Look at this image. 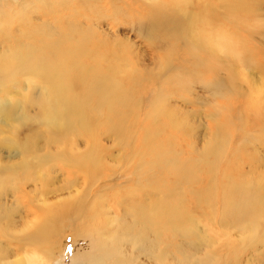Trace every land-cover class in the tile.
<instances>
[{
    "label": "bare ground",
    "instance_id": "bare-ground-1",
    "mask_svg": "<svg viewBox=\"0 0 264 264\" xmlns=\"http://www.w3.org/2000/svg\"><path fill=\"white\" fill-rule=\"evenodd\" d=\"M29 1L19 0V3ZM37 1V7L40 6V11L50 16V20L42 19V12L35 10L38 18L34 20L39 23L14 21L9 28L11 34L24 29L25 32L21 38L6 41L11 34L5 27L7 20L4 19L11 16L10 11L18 4L13 6L10 0H0V153L5 152L6 158L11 160L0 163V264H44L53 255L54 247L58 246L57 236H51L53 232L49 229L53 223V228L59 229L65 222L69 223L75 235L83 228L80 231L89 236L90 241L89 252L76 254L73 264H264V157L258 166L249 162L246 168H232L231 160L236 155L232 151L228 153L231 136L218 127L216 119L211 120L212 128L215 124L217 126L210 131L217 132V135L204 139L201 148L195 150V156L186 158L184 164L177 163L175 151L154 144L152 139L147 141L151 137L148 133L141 134L144 141L139 150L131 147L138 160L134 163V174L151 165L146 179L150 180L152 187L154 184H165L161 180L164 171L171 174L172 169L181 170L175 180L170 175V184L167 183L160 196L154 189L146 192V186L136 184L138 195L117 193L111 202L103 203L102 199L98 203L96 199L90 200L93 196L88 190V194L80 196L79 183L78 188L69 182L73 189L68 190L66 196H61L58 204L55 200L57 205L47 203L48 196L31 200L32 192L38 195V185L45 187L47 183L54 182L49 180L51 172H48L55 164L65 167L68 181L75 182L80 175H88L93 182L98 179L100 144L93 142L98 125L104 126L101 140L111 141L112 146L129 147V140L122 133L127 126L130 107L137 105L136 91H123L116 79L106 76L104 71L111 67L105 65L104 54L101 56L102 53L95 52L93 48L96 46L80 24L70 21L66 30H61L56 25L59 18L46 11L52 3L49 0ZM147 1V4L138 3L142 7L140 9L147 14L146 19L149 18L155 28L165 30L167 36L171 30L182 29V22L178 23L170 16L173 8L185 24L196 27L189 35L186 32V35L178 36L177 50L175 45L167 48L168 52L175 51L174 54L180 57V64L174 65L170 57H166L158 74L163 76L172 70L199 76L208 74L209 79L203 86L210 93L226 99L232 97V100L237 97L243 101L246 114L243 117L238 115L242 109L237 107L238 110H235L233 107L235 114L231 116L233 108L229 105L230 110L224 120L232 123L231 117L236 115L237 128L241 125L247 128L248 113H252L259 121V135L257 137L249 126V130H243L241 136L250 148H253L251 144L254 142L264 147V73L261 81L253 83L248 93L243 94L237 82L245 78L240 77L238 64L235 63L244 61L253 67L245 46L221 31L215 34L218 21L215 14L208 13L204 6L193 7L191 2L195 0H171L169 3L168 0ZM123 2L129 9L138 10L133 0ZM222 2L227 19L235 21L234 18L244 17L248 20L251 4L247 0ZM2 5L11 10L6 11ZM105 5L108 7L107 3ZM26 6L21 10H25ZM104 19L105 15L101 14L100 20L94 21L100 33H103L101 26ZM169 44L168 41L166 46ZM134 73L126 75V80L133 85L137 84ZM223 73L224 77L220 75ZM151 79L149 84H156L158 89L167 82ZM151 111L154 117L165 118V125L189 135L190 131L191 135L197 132V129L193 132V127L187 122L178 119L176 112L166 109L160 93L152 98ZM206 116L210 117V114ZM77 137L88 140L84 149L78 150L80 154L71 148ZM202 138H205L204 133ZM190 148L195 147L191 145ZM245 151L249 156V152ZM121 154L122 150L112 155V163L119 164ZM10 158L15 159L12 161ZM122 161L123 165L127 164L123 158ZM180 165L183 166L180 168ZM201 181L203 186L200 190L193 188V184ZM29 183L31 189L27 188ZM178 184L183 187V193L187 190L188 194L196 196L193 201L199 211L192 213L193 208H186L189 205L185 206L180 200L176 204L175 201L171 203L174 191L179 195ZM75 194L80 197L76 198L78 195ZM21 197L24 203L20 202ZM6 202L10 204L6 205ZM29 212L35 215L38 222L26 219ZM13 213V216L23 215L17 225V218H11ZM30 228L34 234H29ZM3 236L9 238L7 242L20 243L17 251L3 244ZM43 241H48L47 245L40 249Z\"/></svg>",
    "mask_w": 264,
    "mask_h": 264
},
{
    "label": "rangeland",
    "instance_id": "rangeland-1",
    "mask_svg": "<svg viewBox=\"0 0 264 264\" xmlns=\"http://www.w3.org/2000/svg\"><path fill=\"white\" fill-rule=\"evenodd\" d=\"M11 1L13 3L11 5L13 6L14 4H18L12 11H10L11 9L7 5H2V7L6 9V11H10L11 13L10 17L7 16L9 18L4 19L7 20L5 22V27L8 30L9 34H11L9 28L14 21L28 22L29 20L30 22H35V24L39 23L37 22V20H34L38 18V16L36 15L37 13H34V11L36 10L39 13V11L41 10L40 6L37 7L38 1L36 2V0H31V2L29 1L25 4H20L19 0H10V2ZM49 1L52 3V5L48 9H46V11H50L51 14L59 18V21H57L56 25L59 26L61 30H66L67 24L70 21H73L74 24H80V27L84 29V32L89 40L92 41L94 46H96L95 48H93L95 52L102 53L101 56H103L104 54L105 65L107 67H111V69L104 71L106 73V76L111 77L112 80L116 79L117 84L121 86L123 91H136L135 97L137 105H133L130 107V112L127 114V126L122 133L123 137L128 138L129 147L124 145H119V147L116 145L112 146L111 141H104V139L101 140L103 137L104 126L98 125V129L95 133L97 134V137L95 136L94 139L92 138L93 142L98 141V143H95L100 144V147L98 149L99 152L97 154L99 161L101 160L100 168H98V179L93 182L88 178V175L86 177V175L84 174L86 178L80 175L75 180V182L68 181L69 179L66 178L67 175L64 172L65 167L59 164H55L53 169H50L48 172H51L49 175V180L54 182L47 183L48 187H41L40 185H38V188L40 189L38 191V195H34L35 191L32 192V194H30L31 200H33L34 197H36L35 199H39L38 196H41V198L44 199L48 196L49 201L47 203L53 202L54 204H56L55 200H57L58 204V202L60 201L58 199H60L61 196H66L67 193L69 194L68 190L73 189L71 188V184H75V187H78L77 183H79L80 185V188L78 187V190L81 191V193H79L80 196H82L84 193L92 194L90 196H95V198L91 197L90 200L96 199L95 202L98 203H101L100 200L102 199L103 203H108L109 201L111 202L116 197L114 196V194L117 193H120L121 195H124L126 193L135 195L138 193L135 192V186H137L136 184L142 185L143 187L146 186V192L154 189V192L158 193V196H160V193L162 194V191L165 190L166 186L168 185L167 183L170 184V175L171 179L175 180L178 175H180L181 170L172 169L171 174H167L164 171L161 176V180H164L165 184L162 183V185L160 183L161 186L158 184H154L152 187L150 184L151 182H149L150 180L146 179V173L149 172V169H151V165L138 172V176L137 174H134V163H137L138 160L137 157L132 154L131 147L133 149L139 150L144 141L142 140L141 134L148 133L151 137H149L147 141H149V139H152L154 144L158 146L160 145L161 147L164 146V149L168 148L175 151L177 163L179 161L180 164H184V162L187 160L186 158L195 156V150L201 148L204 139L206 140L209 138V136L213 135L212 137H214L217 135V132L215 134L211 132L216 125L215 124L212 128V119H216L218 122V127L222 130L225 129V134L231 136V140L229 139L228 143V145H230L228 153L232 151L235 152L236 155V158L231 160L232 168L239 166L242 168H246L249 162L250 164H256L258 166V164L262 162V158L264 157V147L259 146L257 142H254L251 144L253 148H250L247 141L241 136L242 131L247 129L249 130L250 126L252 132L258 137V119H254V115L252 113H248L249 126H246L247 128H243L242 125L240 126V128H237L236 124L238 122V119L236 118V115L235 118L231 117L232 123L228 122L230 120H224V118H227L228 116L230 106L231 108L234 107L235 110H238L240 108L242 109V112L237 113L238 115L242 114L243 117L246 114L245 110L243 109V101L241 99L235 97L232 100V97H229V99H231L229 100L226 99V97H219L210 93L209 90L205 86H203V84L206 83L207 79H209L208 74L199 76V74L193 75L183 71L182 73L181 70L178 72H174L175 70H172L169 71V74H164L163 76L158 74L162 71V64L164 63L166 57H170L172 64H180V57L174 54L175 51L168 52L167 48L171 49V46L175 45L174 49L177 50L178 36L186 35V32H188L187 35H189L193 31V29L196 28H192V26L185 24L182 21L181 16L175 13V11H177L175 10V8L171 9L170 16L172 20H178V23L179 21L182 22V29L180 31H178L177 29L175 31L171 30L167 36L165 34V30H163L162 28H155L150 23L149 18H147L148 20L146 19L147 14L144 12V10L140 9L142 7H140L138 3L147 4V0H133L135 2L134 4L138 5L136 8L140 10L139 12L135 9H129L128 6L123 2V0H66L65 4L64 0H55L56 3H54V0ZM170 1L171 0H168V3ZM248 2L251 4V11L249 13L248 20L246 21L244 17L234 18V20L239 22L240 24L225 17V6L222 0H195L194 3L191 2L193 7L196 8L199 6H204L208 10V13L210 11L215 14V17L218 20L216 22L217 29L215 34H218L221 31L225 33L226 37H229L232 40L237 39L241 44L245 46L252 60L253 67L245 63L244 61H236L238 63L234 62V65L238 64L236 66L239 69L238 72L240 74V77L245 78L243 80L238 79L237 81L238 87L241 89V92H243V94L248 93L252 89L253 83H259L264 73V0H247V3ZM28 3L32 4V6L28 5ZM105 3L108 4V7H106V5L104 6ZM26 4L28 6H26ZM25 6V10H21V7ZM120 6L122 9L120 8ZM170 6L171 4L168 5V8ZM16 10H18L19 12L15 13ZM101 14L105 15V19L102 21L103 25L101 26L103 33L98 32L99 29H96L97 25H94V21L100 20ZM41 16L42 19L44 18L50 20V16L43 15V12L40 13V17ZM67 17H70V19H68ZM211 29L214 30L212 28V25ZM24 30L20 33L18 32L11 34L10 38L6 41L13 40L15 38H21L22 34L25 32ZM91 30L92 33H90ZM152 36H155V38ZM160 41H162V43ZM168 41L170 42V44L166 46ZM164 42L166 43L164 44ZM240 63L241 65H239ZM133 71H135L134 74L137 78V84L135 85L126 80V75L132 74ZM220 72H223V70H221ZM220 75L224 77V73ZM151 78H156L157 80H167V82L165 83L167 86L163 85L160 89H158L156 84H149L152 80ZM16 87L19 86L16 85ZM158 93H160L162 102L164 103L166 109L172 112H176L178 119H181L183 122H187L190 126L193 127V132L197 129V136L196 133H193L191 135V131L189 132V135L183 133L182 130H178L165 125L164 122L167 121L165 118H156L153 116V114L151 113V100ZM231 104L234 106H232ZM234 108L231 109V116L235 114ZM207 114H210V117L206 116ZM203 133L205 138H202ZM96 138L99 139L97 140ZM86 141L88 140L85 139L84 141L83 138L77 137L75 139V143L72 144V151H75L77 153H79L78 150L82 151L87 144ZM191 145H193L195 148H190ZM101 146L103 147L101 148ZM105 146L108 148H106ZM244 148L249 152V156L245 154L246 151ZM120 150H122V154L125 153L128 158H126L127 156L125 154H121V162H119V164L112 163V155L116 154ZM102 151L104 154L102 153ZM106 152L108 154H106ZM228 153L226 154V156L228 155ZM4 154L6 155L5 152L0 153V163L11 161L8 160ZM102 154L103 156H101ZM122 158L127 162L126 165H123ZM10 159H12L13 161L15 158ZM146 160H148V158ZM222 162L223 159L219 162L218 169H220ZM182 166L183 165H180V168ZM172 173H174L175 175H172ZM138 180H140V182ZM69 182H71V184ZM119 183L123 184L119 185ZM67 184H69L70 186L67 187ZM180 184H178L177 186L179 195L174 191V196L170 199L171 203H174L175 201L176 204L178 203L177 201L180 200L185 206L187 204L189 205L188 207L186 206V208H193L192 213L194 210L199 211V208H195L194 205L195 202L193 201V199L195 195L188 194L187 190H185V193H183L184 190L181 186L182 184ZM99 186H103L104 188H100ZM202 186V181L193 184V188L197 190H200ZM46 187L47 189H45ZM83 187H85L86 189H84ZM94 187L97 189H95ZM27 188L31 189L32 185L30 183L27 184ZM86 190L90 192L87 193ZM46 191H50V193H46ZM80 196L78 195V197L76 198H79ZM20 202L24 203L22 197L20 198ZM32 203L33 201L31 202V204ZM7 204L10 203L6 202V205ZM17 205L20 206L19 203H17ZM184 208L183 210H185ZM14 213L11 215V218H17V225L20 223V218H22L23 215L21 214L19 217L13 216ZM26 219L38 222V219L35 217V215L30 212L27 214ZM53 227L54 223L50 227L49 231L53 232L51 236H53L54 234L57 236L59 243L57 242L56 245L58 246L54 247V250L52 252L53 255L51 256V258L45 261L46 264H73L76 254L89 252V236L87 237L84 232L82 234V231L80 230H83V228H81L79 232L76 231L77 234L75 235L71 232V226L69 225V223L67 224L65 222V224L61 225V227H59L58 224V227L59 229L61 228V231ZM31 228L29 229V234H34ZM3 238V244L5 243L6 245L11 246V248H14L13 250L17 251L16 247L20 246V243L17 244V241L12 242L10 240L9 243L7 242L9 238H6L7 240L4 236ZM47 242L43 241L39 245L40 249L42 247L45 248Z\"/></svg>",
    "mask_w": 264,
    "mask_h": 264
}]
</instances>
